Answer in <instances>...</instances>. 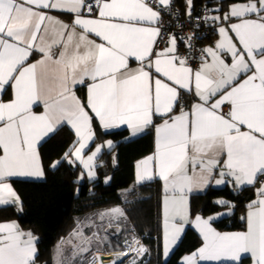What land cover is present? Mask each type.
Listing matches in <instances>:
<instances>
[{
    "label": "snow or ice",
    "instance_id": "obj_1",
    "mask_svg": "<svg viewBox=\"0 0 264 264\" xmlns=\"http://www.w3.org/2000/svg\"><path fill=\"white\" fill-rule=\"evenodd\" d=\"M258 2L259 6L257 0L232 5L224 16L242 18L230 25L242 48L233 42L229 29L220 27L221 39L215 49L202 50L212 62L203 63L194 72L186 58L175 55L176 37L152 60L161 34L160 27L155 26L160 23V14L148 0H0V92L6 93L8 87L14 90L12 100L0 101V210H20L19 197L7 179L43 177L38 145L65 123L78 137L75 158L88 170L87 177L94 178L93 162L101 149L97 147L86 159L82 155L95 135L93 117L86 107L104 129L127 125L133 135L152 125L154 116L163 120L156 127V153L142 162L138 180L153 178L149 165L154 162L169 194L164 199L165 255L180 241L184 224L190 223L187 195L208 186L222 157L226 159L219 172L221 179L215 180L217 185L225 183L224 177H232L238 186H253L264 176V0ZM156 3L168 10L171 0ZM186 3L190 16L192 0ZM40 9L73 14V23L66 25ZM82 11L98 15L85 18ZM250 14L256 18H247ZM89 33L103 42L90 40ZM188 44L191 47L190 37ZM57 47L61 49L58 54ZM221 51L231 53V64L221 59ZM33 52L41 53L42 58L28 64ZM129 58L139 61L140 66L129 68ZM242 75L245 78L241 80ZM85 78L92 82L87 105L73 91L75 85L85 83ZM193 83L201 102L187 112L181 105L179 114L172 115L175 106L181 104L176 86L191 91ZM216 96L219 99L213 102ZM41 102L44 111L37 114L33 108ZM224 105L229 111L219 112ZM242 126L247 131H242ZM258 192V198L247 205L244 232L220 233L209 223L214 217L196 216L204 245L185 258L186 264H196L197 259H228L242 264L248 256L254 264H264V181ZM107 214L124 215L119 208ZM104 215L100 213L102 219ZM76 234L82 244H90L93 237L100 239L96 233L93 237H85L80 231ZM37 239L31 232H22L15 222H0V264H35ZM125 244L139 255L147 252L138 241Z\"/></svg>",
    "mask_w": 264,
    "mask_h": 264
},
{
    "label": "trees",
    "instance_id": "obj_2",
    "mask_svg": "<svg viewBox=\"0 0 264 264\" xmlns=\"http://www.w3.org/2000/svg\"><path fill=\"white\" fill-rule=\"evenodd\" d=\"M246 1L249 0H192L191 13L205 5L215 12H225L232 4ZM173 4L185 16L189 15L186 0H175ZM5 97H9V93ZM95 128L101 139L111 138L115 141V145L104 150L99 157L98 178L80 180L81 165L68 157L57 168L51 167L52 162L61 158L74 142L73 132L68 127H62L40 147L45 179L13 180L22 205L17 206L20 210L13 207L0 210V219L14 220L21 229L31 232L38 238L36 260L41 264H54L55 245L74 230L78 217L121 205L129 220V227L126 234L124 230L121 233L125 235L121 245L109 251L126 248L124 241L127 238L143 236L148 251L136 264H182L181 258L201 244L200 235L192 227L188 228L175 250L164 259L161 182H136V161L154 150L153 126L133 139L126 138L129 134L126 129L102 132L97 123ZM107 176H110V182L105 181ZM257 195L256 186L240 189L230 186L210 187L205 193L192 195L190 208L192 214L208 216L227 207V204L215 203L218 198L228 199L233 203L234 212L215 221V226L220 230L244 229L247 205ZM247 261L243 260L242 264Z\"/></svg>",
    "mask_w": 264,
    "mask_h": 264
},
{
    "label": "crops",
    "instance_id": "obj_3",
    "mask_svg": "<svg viewBox=\"0 0 264 264\" xmlns=\"http://www.w3.org/2000/svg\"><path fill=\"white\" fill-rule=\"evenodd\" d=\"M87 1L88 0H86V2ZM154 1L156 2V0H154ZM174 1L175 0H171V4ZM148 2L150 3V6L153 7V10L154 11H158L159 12V14H160V22H161V18H162L161 6L158 4L159 5L158 7H154V6L151 5V0H148ZM248 2L249 1L240 2V3H235V4H232V5H242V4H247ZM257 4L259 6L258 0H257ZM40 10L47 12L49 15L53 16L54 18L58 19L59 21H61L62 23L66 24V25H72V23H73V20H74L73 14L65 13V12H62L61 10H47V9H40ZM229 12H230V8L227 11H225V12H219V11L218 12H215L214 11L212 13V16L213 17H219L220 18V19H218L219 25H218V28H217V33L212 38H209V39L203 41V43H202L203 50L204 49H207L209 47L215 49L217 42L221 39L220 34H219V28L220 27H224L225 29H229V33L228 34H229V36H231L233 38V42L237 44V47L238 48H242V45H240L238 43V38L236 37L235 33L230 30V25L231 24H235V23H239L242 18L241 17H232V16H229L228 19H224L225 14H228ZM82 15L85 18H95V16L98 15V12L95 15H92V14L86 13V11H82ZM247 18L255 19L256 16H255V14H250ZM144 26H148V25H144ZM155 26L156 27H160V23H156ZM76 31L79 33L81 31V29L77 28ZM160 32H161V30H160ZM65 35H67V33H65ZM173 37H175V36H173ZM88 38L90 40H94L96 43H102L103 42L101 38L95 36V34H92V33H89L88 34ZM159 38H160V36L157 37L156 43H155V46H154V55L152 57V60L153 61L157 58V55L156 54H158L161 51L165 50L166 48L170 47L169 41H170V39L172 37L169 38L168 42L165 44L164 47H158L157 46V43H158ZM177 47H178V44H176V52H175V55H177L180 58H186L187 59V57H185V56H183V55H181V54L178 53ZM60 50L61 49L59 47H57L55 49V51H56L57 54L59 53ZM220 57L227 64H231L232 63L231 53H228L226 51H221L220 52ZM41 58H42V54L41 53L33 52V54L30 56L29 60L27 61V63L28 64L35 63V62L39 61ZM245 59L247 60L248 57L245 56ZM205 62H207L209 64L212 62V57L209 56L206 52H204V58L202 59V61L200 62V64L197 67H194V66L190 65L189 62H188V59H187V66L190 67V68H192L193 71L195 72L196 70H199L201 68V65L203 63H205ZM145 63H147V61ZM139 66H140V62L139 61H136L134 58H129V62H128V67L129 68L135 69V68H137ZM145 70L146 71H149L150 69L146 67ZM151 72L153 74H155L154 67L151 69ZM156 75H158V74H156ZM248 75H251V73H248ZM244 78H245V76L242 75L239 79L242 80ZM164 80H165V82H168L166 80V78H164ZM91 83L92 82L89 79L85 78V83L84 84H77L73 88V91L75 92V95L85 105H87L88 85H90ZM173 86H175V85H173ZM176 87H177V91H178L179 96L180 95H183L185 100H189L190 101L191 100L190 99V96H193L194 97L193 100L191 101L190 106L187 107V108H183L184 111H186V112L187 111H190L192 109V106L194 104L201 102L200 99H199V97L195 94L194 83L192 85V90L191 91L180 89L178 86H176ZM7 93H9V97L6 98L5 95ZM82 95H84V98H83ZM13 98H14V90L11 87H8L7 88V92L6 93L0 92V101H2V102H8V101L12 100ZM215 99H219V96H216V97L212 98V101L214 102ZM33 111L35 113H37V114L43 112L44 111L43 103L41 102L39 106L34 107L33 108ZM86 111H88L89 112V115L93 117L92 127H93V130H94L95 135H94V139L92 141H89L87 143L85 149L82 152V155L84 156L85 159L94 150V148L97 146L98 143L111 142V145L112 146L110 148H105L104 150H109V149H111L115 145V141L112 140L111 138H105V139L102 138L101 139V137L98 135V132L96 131V128H95V124L96 123L98 124V126H99V128L101 129L102 132H110V131H114V130L126 129V130L129 131V134L126 137L128 139H133V138H136L138 136H141L142 134H144L148 130L149 127L153 126V128H154V150L151 151L150 153L142 156L141 158H139L136 161V182L137 183H143V182L156 181V180H159L161 182V190H162V193H161L160 200H161V222H162V229H163V231H162V243H163V245H162V255H163V258L166 259L167 257H169L171 255V253L175 250V248L178 246V244L181 241V239H180V241L177 244L171 245L169 247L168 254L165 255V239H164V199H165L166 195H169V194L165 192L163 180L159 177V175H158V169L156 168L154 162L149 165L150 171L153 174V178L151 180H144V181H139L138 180V174H140L143 171L142 162L147 157L153 156L156 153V140H157L156 127L159 126L160 124H162L163 123V120L160 119L158 116H154L153 117V124L152 125H149L145 129H143V131L137 133L136 135H133L132 134V130L127 125H116V126H113L111 128L104 129L101 126L100 122H99V118L95 117V114L93 112H91V110L88 109L87 107H86ZM180 111H181V106H180V104H178V105L175 106L174 112L172 113V115L179 114ZM218 111L221 112V113H227L229 111V106H227V105L221 106V109H219ZM167 118H168L167 116L164 117V119H167ZM62 127H68L73 132V134H74V142L64 152V154H63V156L61 158L56 159V160H54L52 162L51 167L54 164V162H57V161L61 162L63 159H65L66 158L65 157V153H68V156L67 157L69 159L73 160L75 163L80 164L81 167H82V170H83L84 169L83 168L84 166L74 156L75 148L79 146V144H78V137L75 134V130L71 127V125H69L67 123L63 124L61 127H59V129H61ZM241 130L242 131H247L246 126H242ZM54 134L50 135L44 141H42L38 145V148H37L38 153H39V156H40V164H41L42 170L44 172V176L43 177H24V176H17V177H9L7 179V182L11 184L13 190L17 193V195L19 197L20 203L17 206H21L22 205V200H21V198L19 196V193L17 192V190L14 187L13 180H15V179L44 180L45 179V168H44V164H43L42 155H41V152H40V147H41V145L44 142H46L48 139H50ZM105 147H106V144H105ZM100 155H99V157H100ZM99 157L97 159V162H99ZM224 159H226V157H222L221 158V164H220V166L217 169L213 170V175H212V177L209 178V184H208L207 187H204V188H201V189H195V190H193V192H191V193H189L187 195V199H188V219H189L190 223L184 224V232L181 234V238L183 237V235L185 234V232L187 231V229L190 228V227H192L200 235L202 241H201V244L196 249H194L193 251L185 254L181 258V263L182 264H186V262H185V258L186 257L191 256L193 253H196L198 251V249H200L204 245L203 235L200 233V230L196 227V224H195V218H196V216H200V217H202L204 219H208L209 217H214V219L210 220L209 223H210V225H211L212 228H214L217 232H220V233H237V232H244V231L247 230V213H248L249 209L247 210L246 215H245L246 228H244V229H236V230H220V229H218L215 226V221H217V220H219V219H221L223 217L229 216V215H231L234 212V208L232 207L233 203L230 200L225 199V198H218V200L227 201L228 202L227 203V207H225V208H223L220 211H217L215 213L209 214L208 216H203L200 213H198V214H192V212H191L190 202H191V197L194 194L205 193L210 187L222 188V187L230 186V187H233L235 189L236 188H239L240 189V188L246 187V186H238V185H236L235 182H234V179L232 177H224L223 179H225V183H223V184L217 185L215 183V180L221 179V176L219 175V172H220V170H223V160ZM58 165L55 168H57ZM98 165H97V170H98ZM55 168H53V169H55ZM190 174H191V172H190ZM86 178H88V177H86ZM259 180H260V177H259L258 181L253 185V186H256L257 187V192H258V189L261 187V182H259ZM258 196H259V192H258L257 197L254 200H256L258 198ZM0 222H15L18 225L19 229L22 232H24V233H28L29 232L27 230L21 229V227L19 226V224L16 221H14V220H1L0 219ZM35 247L37 249V242L35 244ZM37 252H38V249H37ZM36 258H37V256H36ZM36 258H35V264H41V263H39L36 260ZM246 259L248 260L246 264H254L253 258H251V256H248V258H246ZM243 260H245V259H243ZM228 263H233L234 264V262H232L231 260H228V259H225V260H222V261H207V260H199V259H197V261H196V264H228ZM236 264H239V262H236Z\"/></svg>",
    "mask_w": 264,
    "mask_h": 264
},
{
    "label": "rangeland",
    "instance_id": "obj_4",
    "mask_svg": "<svg viewBox=\"0 0 264 264\" xmlns=\"http://www.w3.org/2000/svg\"><path fill=\"white\" fill-rule=\"evenodd\" d=\"M213 10V8H212ZM106 144V147H105ZM100 147L101 151L97 154L94 160V178L88 180H94L98 178V170L97 159L99 155L103 152L105 148H110L108 143H98L94 150L89 154L91 155L93 152L96 151V148ZM84 168V167H83ZM87 169H83L81 176L83 174V178L80 176L81 179H85L87 177ZM110 176L105 178L106 182H110ZM119 208L123 210V216H110L107 213L114 209ZM100 213H105L103 219L100 216ZM74 230H72L67 236H64L54 247V264L56 261L59 260L61 264H93L97 261L95 253L96 251L100 252H108L109 250L117 249L124 238V233L126 234L128 227H129V220L127 219L125 210L121 205H115L111 208L101 209L98 212L94 213H86L81 217H78L77 223L75 224ZM80 231L83 233L85 237H93V233H96L100 239L93 237L92 242L90 244H82V238L77 236V232ZM136 232V230H134ZM106 237V239H105ZM143 238V236H141ZM130 239L127 238L125 241H129ZM144 240V239H143ZM124 241V243H125ZM59 246V247H58ZM86 247L87 251H80L79 247ZM127 247V245H126ZM147 247V246H146ZM148 250V247H147ZM62 253V254H61ZM74 253H77L74 255ZM143 255H139L137 253H133L127 256L123 261L119 264H133V261L136 262L141 260ZM116 264V263H115Z\"/></svg>",
    "mask_w": 264,
    "mask_h": 264
},
{
    "label": "built area",
    "instance_id": "obj_5",
    "mask_svg": "<svg viewBox=\"0 0 264 264\" xmlns=\"http://www.w3.org/2000/svg\"><path fill=\"white\" fill-rule=\"evenodd\" d=\"M88 3H93L94 0H88ZM151 5L158 7V3L151 0ZM162 18L160 22L161 35L157 46L164 47L170 37L177 38V51L179 54L187 57L190 65L197 67L204 58L202 53V43L206 39L212 38L217 33L219 25L218 20L205 19V17H213L214 10L210 6H201L196 12L185 16L181 9L176 7L173 3L168 10L161 8ZM86 13H88L86 11ZM95 15L93 13H88ZM162 23V26H161ZM191 38V47L188 44V38ZM181 104L183 108L190 106L193 96H190V101L185 100L183 95H180ZM260 182L264 181V176L260 177ZM119 261H123V256H117Z\"/></svg>",
    "mask_w": 264,
    "mask_h": 264
},
{
    "label": "bare ground",
    "instance_id": "obj_6",
    "mask_svg": "<svg viewBox=\"0 0 264 264\" xmlns=\"http://www.w3.org/2000/svg\"><path fill=\"white\" fill-rule=\"evenodd\" d=\"M134 240L138 241L140 245L144 246L147 249L144 241H142L139 237H134L133 239H130L128 241V243L129 244H133ZM125 252L128 253L127 256L131 255L133 253H137L135 251H130L128 246L126 248L122 249V250H116V251H108V252L97 251L95 253L97 261L94 262L93 264H113V261H115V262L117 261L116 260L117 255L124 256L122 254L125 253Z\"/></svg>",
    "mask_w": 264,
    "mask_h": 264
},
{
    "label": "clouds",
    "instance_id": "obj_7",
    "mask_svg": "<svg viewBox=\"0 0 264 264\" xmlns=\"http://www.w3.org/2000/svg\"><path fill=\"white\" fill-rule=\"evenodd\" d=\"M139 238H140L142 241H144L143 238H142L141 236H139ZM132 239H133V238H132ZM144 243H145V242H144ZM124 244H125V243H124ZM145 245H146V244H145ZM125 246H126V245H125ZM147 251H148V250H147ZM96 252H97V251H96ZM117 256H120V255H117ZM128 256H129V255H128ZM143 256H144V255H143ZM126 257H127V256H123L124 259H125ZM118 259H119V258L116 257V260H117V261L115 262L116 264H119V263L121 262V261H119Z\"/></svg>",
    "mask_w": 264,
    "mask_h": 264
},
{
    "label": "water",
    "instance_id": "obj_8",
    "mask_svg": "<svg viewBox=\"0 0 264 264\" xmlns=\"http://www.w3.org/2000/svg\"><path fill=\"white\" fill-rule=\"evenodd\" d=\"M126 245V244H125Z\"/></svg>",
    "mask_w": 264,
    "mask_h": 264
}]
</instances>
